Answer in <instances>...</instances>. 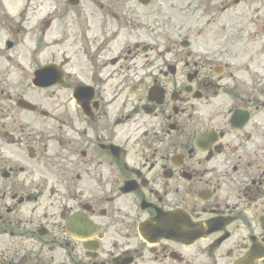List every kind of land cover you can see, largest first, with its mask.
Wrapping results in <instances>:
<instances>
[{
	"label": "flooded vegetation",
	"instance_id": "af4514ba",
	"mask_svg": "<svg viewBox=\"0 0 264 264\" xmlns=\"http://www.w3.org/2000/svg\"><path fill=\"white\" fill-rule=\"evenodd\" d=\"M49 1L0 0V264H264V0Z\"/></svg>",
	"mask_w": 264,
	"mask_h": 264
},
{
	"label": "rangeland",
	"instance_id": "374dc122",
	"mask_svg": "<svg viewBox=\"0 0 264 264\" xmlns=\"http://www.w3.org/2000/svg\"><path fill=\"white\" fill-rule=\"evenodd\" d=\"M47 1V0H46ZM51 1V3H50ZM49 2H46V14L51 12L54 8V6H52V4H54L53 0H50ZM60 0H57V3H59ZM60 34V30L59 29H52V30H46V58H48L49 56V50H57L60 51L61 49H64V51L68 52L67 48H60V47H56L55 49H53V47H49L50 45H56V43L58 44H62L60 41H62V37L59 35ZM260 37V35L258 36V38ZM70 43H66L65 45H69ZM53 91H58V88H53V90L49 91V93L53 92ZM51 103H57V101L54 99L51 101Z\"/></svg>",
	"mask_w": 264,
	"mask_h": 264
}]
</instances>
